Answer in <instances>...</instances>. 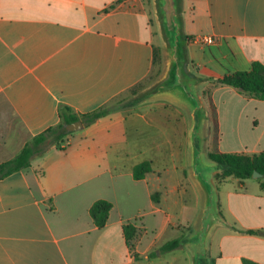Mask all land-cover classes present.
Returning a JSON list of instances; mask_svg holds the SVG:
<instances>
[{"label": "crops", "instance_id": "obj_1", "mask_svg": "<svg viewBox=\"0 0 264 264\" xmlns=\"http://www.w3.org/2000/svg\"><path fill=\"white\" fill-rule=\"evenodd\" d=\"M182 21L208 116L207 155L264 152V100L217 83L264 64V0H182ZM199 35L220 42H189ZM156 37L154 0H0V165L57 126L61 107L83 116L119 102L0 179V264H155L148 255L162 259L169 235L196 224L203 194L192 169L191 111L172 96L122 101L152 77ZM147 162L151 171L136 179L135 167ZM221 173L212 174L220 220L210 261L264 264V190L254 178L217 180ZM186 184L198 194L195 206L183 196ZM102 200L112 210L100 228L91 208ZM127 225L137 229L133 250Z\"/></svg>", "mask_w": 264, "mask_h": 264}, {"label": "water", "instance_id": "obj_2", "mask_svg": "<svg viewBox=\"0 0 264 264\" xmlns=\"http://www.w3.org/2000/svg\"><path fill=\"white\" fill-rule=\"evenodd\" d=\"M154 6L160 36L162 41L166 39L171 49L172 60L164 75L160 77L148 95L141 97L135 104L127 102L125 106L134 107L146 100L164 95L178 99L191 111L192 169L203 194V204L199 218L193 226L194 233L191 237H186L183 243L188 247H194L196 244L202 247L207 243L209 252L211 232L220 220L218 193L212 181V174L216 171H223V168L216 162H211L206 153L205 130L208 116L197 89L201 80L189 69L188 40L183 32L182 0H154ZM83 127V122L77 121L68 125L67 130L75 132ZM253 178L260 179L263 175L255 172ZM192 259L193 264H208L209 261L208 256L199 252L192 256Z\"/></svg>", "mask_w": 264, "mask_h": 264}, {"label": "trees", "instance_id": "obj_3", "mask_svg": "<svg viewBox=\"0 0 264 264\" xmlns=\"http://www.w3.org/2000/svg\"><path fill=\"white\" fill-rule=\"evenodd\" d=\"M160 54V47L156 46L154 70L158 65ZM217 83L233 87L248 97L257 100H264V64L261 62H254L251 65L250 70L228 73L220 78ZM115 109L116 107H105L94 111L89 115L79 116L69 107H61V122L57 126L52 127L46 132L33 138L15 158L1 164L0 179L30 168L32 160L37 156L43 155L47 151L49 146L46 144L47 141H51L52 144H57L64 137L71 134L67 130L68 125L77 121H83L86 125L93 124L98 119L109 115ZM209 158L223 168L222 173L216 176L217 180L234 177L243 182L247 179L253 178L255 172H259L263 175V178L258 180L261 188L264 190V152L255 155L210 152ZM150 171V163H142L135 167V178L138 180L142 179ZM111 210L112 204L104 200L98 201L92 206L91 215L98 227L103 228L107 224ZM125 234L128 243L133 250L134 241L137 236L136 227L133 225H127L125 227ZM182 247L183 241L182 238H179L165 243L160 251L162 253H168ZM155 256L156 253H152L148 255V258H154ZM136 259H140V257L136 255ZM208 264H212V262L209 260Z\"/></svg>", "mask_w": 264, "mask_h": 264}, {"label": "rangeland", "instance_id": "obj_4", "mask_svg": "<svg viewBox=\"0 0 264 264\" xmlns=\"http://www.w3.org/2000/svg\"><path fill=\"white\" fill-rule=\"evenodd\" d=\"M186 4L188 5V0H186ZM161 39V40H160ZM156 45L160 47V59L158 61V65L156 66L154 73L150 79L146 82L132 89L125 96L124 100L125 104L131 103L135 104L141 97L148 95L149 91L154 89L156 82L164 75L165 71L168 68L169 63L172 60V53L170 47L167 45L166 39L164 38L162 41L161 36L155 38ZM166 43V45H164ZM164 45V46H163ZM126 99V100H125ZM119 102L114 103V107H118ZM184 198L188 202L189 206H195L199 202L198 194L192 184H186L183 188ZM183 234H179L178 237L169 235L168 240H175L182 238V241L187 237H191L194 233V227H188L183 230ZM194 242V241H193ZM203 247V248H202ZM200 247V245L185 246L183 243V247L172 252L164 253V257L162 259L153 258L155 264H193L192 256H195L198 252L204 254V256H208L210 260V253L208 252L207 243ZM209 247V246H208ZM194 248V249H193Z\"/></svg>", "mask_w": 264, "mask_h": 264}, {"label": "built area", "instance_id": "obj_5", "mask_svg": "<svg viewBox=\"0 0 264 264\" xmlns=\"http://www.w3.org/2000/svg\"><path fill=\"white\" fill-rule=\"evenodd\" d=\"M189 42L200 47H208L217 45L220 42V39L210 35H199L189 39Z\"/></svg>", "mask_w": 264, "mask_h": 264}]
</instances>
